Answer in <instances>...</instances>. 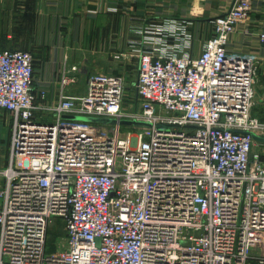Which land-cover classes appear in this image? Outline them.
Instances as JSON below:
<instances>
[{
    "label": "built area",
    "instance_id": "built-area-1",
    "mask_svg": "<svg viewBox=\"0 0 264 264\" xmlns=\"http://www.w3.org/2000/svg\"><path fill=\"white\" fill-rule=\"evenodd\" d=\"M251 10L237 0L218 15L196 56L187 23L146 25L133 48L145 123L124 136L121 76L95 72L69 96L64 73L49 102L32 53L0 47V109L14 116L0 264H264V98L253 112L264 53L228 48ZM54 221L64 243L48 251Z\"/></svg>",
    "mask_w": 264,
    "mask_h": 264
},
{
    "label": "crops",
    "instance_id": "crops-1",
    "mask_svg": "<svg viewBox=\"0 0 264 264\" xmlns=\"http://www.w3.org/2000/svg\"><path fill=\"white\" fill-rule=\"evenodd\" d=\"M234 0H0V47L32 52L35 89L48 100L61 93V71L77 68L78 83L66 92L85 90L95 70L110 69L118 53L134 52L139 29L152 22L184 20L194 34L192 54L198 55L213 33L210 20ZM251 16L237 23L228 48L264 53L257 31L264 25V0H252ZM118 59V58H117ZM74 90V91H73ZM11 114L0 109V171L8 158ZM0 174V181L2 179Z\"/></svg>",
    "mask_w": 264,
    "mask_h": 264
},
{
    "label": "rangeland",
    "instance_id": "rangeland-1",
    "mask_svg": "<svg viewBox=\"0 0 264 264\" xmlns=\"http://www.w3.org/2000/svg\"><path fill=\"white\" fill-rule=\"evenodd\" d=\"M235 3H237V0H234L232 5L224 12H227ZM252 7H253V1H252ZM215 18L210 20V23L212 24V28H213V24H214ZM176 20H181V19H176ZM181 21H183L186 24V22L184 20H181ZM236 25H237V23H236ZM145 27L146 26H143V27H141L139 29V32L142 35H144L143 29ZM235 29H236V27H235ZM212 35H213V33L210 36H212ZM210 36H208L207 38H209ZM207 38L202 43V47L201 48H203ZM193 42H194V40H193ZM132 43L135 44V46H131V48H137V47H140L142 45L141 43H138V42H135V41H133ZM7 49H9V48H7ZM15 49H18V48H15ZM115 58H116V60H118L120 62L113 63L114 65L110 69H102V70L92 71L89 74V76L91 74L95 73V72H98V71H103V72H107V73H114V74H118L119 76H121V78L123 80V85H124V89H123L124 90V92H123V108L125 109V111L128 114V116L125 119L142 121L140 113L143 111L144 105H143L142 99L140 98V96L138 95V93L136 91V82H137V77H138V73H139V69H140L139 57L136 55L135 52H129V53L123 52V53H118L115 56ZM33 60H34V57H33ZM33 64H34V61H33ZM74 67L75 66H71L70 68H66L65 67V69H63V71H61L60 77H59L60 88H61V81H62V77H63L64 73L67 76L74 78V81H70L69 83L65 84L64 88H62V91L64 92V94L65 95H69V96L82 95V94H84L86 92V89H87L88 81H85V85H86L84 87L85 90H83L81 93L74 94V93L66 92V90H68L70 87L76 86L77 83H78V77L76 75L77 68L76 67L74 68ZM34 69H35V65H34ZM34 84H35V80H34ZM255 85H256L255 86L256 94H255V106L253 108V112L255 114H261V109L263 107V104L261 102L263 101V98H264V63H261L259 65V68H258V81H257V83ZM45 94H46V99H47L46 91H45ZM57 99H55V100H48L47 99V100L49 102L52 101V102L55 103V101ZM39 100H41V102L43 104L49 105L46 101H44V98L43 99L40 98ZM4 110H7V109H4ZM7 111L11 114V116L13 118L14 116H13L12 112L9 111V110H7ZM162 111L164 113L167 112L166 110H162ZM66 115L67 114H64L63 117H67ZM69 115H82V114H69ZM37 116L39 118H41V119H43V118L50 119V117H53L54 114H53V111L49 110V113L48 112H46V113H38ZM88 116H91V115H88ZM133 116H136L137 118H135ZM95 117H97V116H95ZM13 119H12V121H13ZM93 121H95V120H93ZM100 122H102V121H100ZM107 122H113V121H107ZM142 124L143 123L123 124V123L120 122V126L118 128V134L120 136H124L127 133H129V132L134 133L139 128L142 127ZM12 128H13V123H11V128H10L7 162H6V165L4 166V168L1 169V171H0V174L3 177L1 179V181H0V189L5 186V180L6 179H5V175H4V169H6V167L9 165V161H10ZM57 225L58 224H56V221H54V223L52 225H50V229H49V232H48V235H47V250L48 251H51V250H53L55 248V246H54V241L55 240H56L57 244L59 243V244L63 245V243H64V233H63L62 229H59L58 232H56ZM59 225H60V223H59Z\"/></svg>",
    "mask_w": 264,
    "mask_h": 264
},
{
    "label": "water",
    "instance_id": "water-1",
    "mask_svg": "<svg viewBox=\"0 0 264 264\" xmlns=\"http://www.w3.org/2000/svg\"><path fill=\"white\" fill-rule=\"evenodd\" d=\"M67 117H72V118H80V119H85V120H95V121H102V122H107V121H115L113 118H107V117H95V116H88V115H66ZM123 124H130V123H145L143 121H137V120H130V119H123L120 121ZM255 138L260 139V136L254 133Z\"/></svg>",
    "mask_w": 264,
    "mask_h": 264
}]
</instances>
